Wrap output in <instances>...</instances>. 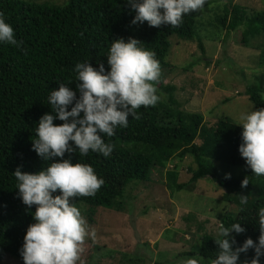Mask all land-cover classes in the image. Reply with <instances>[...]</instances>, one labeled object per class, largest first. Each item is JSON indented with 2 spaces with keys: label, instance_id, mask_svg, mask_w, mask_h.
<instances>
[{
  "label": "trees",
  "instance_id": "1",
  "mask_svg": "<svg viewBox=\"0 0 264 264\" xmlns=\"http://www.w3.org/2000/svg\"><path fill=\"white\" fill-rule=\"evenodd\" d=\"M232 8L217 18L228 29L243 26L242 42L247 44L251 36L264 33V11L250 16L245 15L233 0ZM0 12L14 29L15 36L22 41L21 47L0 44V263L5 255H11L22 261L19 249L27 226L33 222L31 211L22 204L14 188L12 172L17 166L22 171L35 172L46 167L31 148L34 128L38 118L51 109L47 104V95L57 88L60 82L73 80V67L78 61L89 60L95 67L104 63L107 70L106 53L110 41L117 37L125 40L132 36L144 43V47L155 52V58L164 65L169 54L173 35L181 39L194 38L197 19L196 12L183 17L177 27L160 25L157 27L143 24H131L134 11H130L127 0H68L65 4L36 0H0ZM242 13V15H241ZM201 51L204 46L199 42ZM264 62V51L261 53ZM257 83L248 85L246 97L255 108L264 107V74L257 77ZM76 81L69 84L75 90ZM162 76L155 87H162ZM164 89L170 92L169 101L175 104L172 92L174 86ZM139 119L128 118V126L117 127L115 135L104 137L105 142L113 145L108 157L89 152L85 157L72 153V162L90 164L104 184L95 196L76 198L90 205L93 214L97 207L122 209L126 187L132 182L151 181L154 171L166 169V184H175L178 189L189 187L202 178H210L224 188L223 199L236 205L237 213L226 211L219 217L225 226L239 222L245 229L233 236L234 247L251 238L254 243L259 236L256 212L264 206V176L257 177L245 165L238 152L241 128L235 125L230 116H223L213 124H208L203 114L190 112L169 104L158 102L155 106L141 107L137 110ZM54 124L61 121L54 120ZM71 143V142H70ZM66 157L69 154H65ZM191 156L196 166H189V181L177 182L179 170L168 168L176 159L182 161ZM220 162L222 169L235 165L244 167L246 174L231 175L224 178L215 165ZM249 177L247 187L241 188L240 182ZM239 194L248 195L246 206L239 204ZM194 215V214H193ZM200 228L202 229L203 226ZM214 233L199 235L198 254L211 259L216 245ZM87 239L77 264H91L93 247ZM193 253L186 251L183 254ZM254 252L240 253L239 259L251 260ZM264 264V256L258 258ZM23 262V261H22Z\"/></svg>",
  "mask_w": 264,
  "mask_h": 264
},
{
  "label": "clouds",
  "instance_id": "2",
  "mask_svg": "<svg viewBox=\"0 0 264 264\" xmlns=\"http://www.w3.org/2000/svg\"><path fill=\"white\" fill-rule=\"evenodd\" d=\"M134 11L130 23L150 27L179 26L183 17L202 11L206 0H127ZM0 44L21 47L14 29L0 12ZM104 63L95 67L89 60L78 61L73 67L74 78L60 82L47 95L50 112L42 114L35 124L31 148L45 162L38 171H22L17 166L11 173L14 188L23 205L31 211L33 222L23 236L19 255L23 264H77L85 238L95 239V229H89L74 200L92 197L104 184L90 164L72 162V153L85 157L89 152L108 157L113 145L104 137L115 135L117 127L128 126V118L139 119V108L155 106L160 96L155 83L161 68L154 51L132 36L110 41ZM76 81L75 90L69 84ZM54 120L61 123L54 124ZM235 125L240 126L238 152L245 165L257 177L264 176V107L250 108L239 114ZM71 142V143H70ZM69 154L67 157L65 154ZM230 179V174H224ZM245 176L240 187H247ZM249 203L248 195L239 194L241 210ZM259 236L257 241L246 238L234 247L233 233L245 231L239 222L228 226L216 225L213 241L214 256L206 259L198 253L182 264H260L264 256V206L256 212ZM254 252L251 260L239 259L240 253Z\"/></svg>",
  "mask_w": 264,
  "mask_h": 264
},
{
  "label": "rangeland",
  "instance_id": "3",
  "mask_svg": "<svg viewBox=\"0 0 264 264\" xmlns=\"http://www.w3.org/2000/svg\"><path fill=\"white\" fill-rule=\"evenodd\" d=\"M36 1L65 4L68 0ZM231 1L206 0L204 9L196 12L197 28L192 40L170 37L169 54L164 65H160L162 87L156 86L159 102L199 112L208 124L223 116L236 121L241 112L255 108L245 91L264 74V33L251 36L244 44L243 26L228 29L217 21L227 9L228 13L232 9ZM233 2L247 16L264 11V0ZM199 42L204 46L203 52ZM167 86L175 87V104L169 101L170 92L164 89ZM176 162L180 174L177 182H188L191 173L187 169L196 166L195 160L191 156L182 161L176 159L168 168H174ZM219 163L214 161L224 174H246L244 167L232 165L227 170ZM165 180L166 169L154 171L151 181L129 184L122 209L100 206L91 214L89 204L74 200L89 229H95L94 240L85 238L94 245L91 264H182L198 253L199 235L214 233L222 213H237L238 207L223 199L224 188L210 178L199 179L192 190L178 189ZM187 250L193 253L183 254ZM0 264L23 262L5 255Z\"/></svg>",
  "mask_w": 264,
  "mask_h": 264
}]
</instances>
